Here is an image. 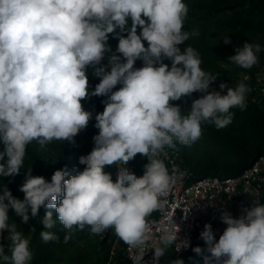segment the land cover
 <instances>
[{
	"label": "clouds",
	"instance_id": "9594fccd",
	"mask_svg": "<svg viewBox=\"0 0 264 264\" xmlns=\"http://www.w3.org/2000/svg\"><path fill=\"white\" fill-rule=\"evenodd\" d=\"M188 12L184 0H0V177L20 173L27 145L34 140L41 148L53 141L74 143L92 119L82 101L112 93L95 116L99 132L92 151L79 157L83 171L70 175L56 170L49 182L32 175L29 167L19 189L23 199L14 197L7 184L0 191V241L9 242H0V264H30L31 236L10 222L9 212L27 224L41 207L48 209L41 220L44 243L59 241L47 230L56 223L55 209L65 229L88 228L94 236L112 229L135 250L133 264H144L150 248L152 264H158L171 245L177 244L178 251L190 246L189 239L177 243L180 227L173 217L160 225L158 240L153 236L150 217L166 209L169 193L188 174L175 164L168 167L166 149L179 151L178 144L196 142L205 122L217 129L231 124V110L244 111L252 89L244 77L235 87L221 82V91H209L220 74L202 69L195 48H181L199 35L184 30ZM110 35L118 40L115 51L108 44ZM223 42L231 43L228 36ZM235 51L227 59L251 69L262 48L244 42ZM138 59L143 61L139 68ZM89 67L100 78L91 93ZM118 84L122 86L113 92ZM195 92L204 95L190 110L172 103ZM137 154L148 160L140 177L127 167ZM107 166H116L115 181ZM244 213L234 218L222 211L226 228L218 241L211 224H205L200 233L210 254L205 264H264V204L256 199ZM35 231L32 227L29 233ZM70 239L65 234L63 243ZM192 251L202 250L197 246Z\"/></svg>",
	"mask_w": 264,
	"mask_h": 264
},
{
	"label": "rangeland",
	"instance_id": "374dc122",
	"mask_svg": "<svg viewBox=\"0 0 264 264\" xmlns=\"http://www.w3.org/2000/svg\"><path fill=\"white\" fill-rule=\"evenodd\" d=\"M191 3H197L201 9L189 8L188 16L184 24V30L197 31L199 35L190 37L181 48L192 46L199 55L204 57L207 64L202 69L213 74L219 73L218 79L210 86L209 91L219 89L221 82L227 83L230 87H235L237 82L244 80L246 73L252 72L260 67L264 62V6L257 1H245L243 4L230 10H221L219 12L207 13L205 7H214L219 2L233 0H188ZM254 24L253 28H246L247 25ZM130 25V22H129ZM139 32V29H138ZM228 36L231 43L225 44L223 39ZM244 42H255L261 45L262 51L258 54L259 63L251 69H243L227 58L235 55V49L242 47ZM108 44L115 51L118 40L110 35ZM145 45L147 46L146 42ZM108 55L102 60L101 64L108 65ZM171 66L170 60H165ZM143 66V61L138 59L135 67ZM110 71V68H107ZM89 79V92H92L91 85H97L100 78L94 75V69L89 67L87 70ZM246 84L250 85L245 81ZM122 85H117L112 91L118 90ZM111 92L104 96H90L82 101L86 111L92 113V119L85 130H82L74 137V143L70 141H53L45 148H41L37 141H32L26 148L23 168L20 173L11 177H0V191L8 186L13 196L23 199L24 193L19 189L24 182L27 168H32V175L43 176L49 182L51 176L56 170L66 169L70 175L83 171L85 165L79 163V157L88 155L93 147V137L99 130L95 127V116L103 112L105 102H110ZM226 94V90L222 92ZM203 93L195 92L191 96L182 97L180 101H174L173 104H180L184 110H190L192 102L200 98ZM251 94L247 96V108L241 111L234 108V118L232 123L222 129H217L214 124L205 122L202 125V136L190 146L177 145L179 151H173L181 164L188 165L198 175L204 174L206 168L214 165L221 172L237 168L242 164L251 162L258 154L256 139L259 132L250 122L253 120L251 115L250 103ZM0 151H3V144L0 143ZM143 164H147L146 157L137 154ZM7 157H5L6 161ZM4 161H0L3 163ZM105 171L112 174L113 181L116 180V166H107ZM67 178V177H66ZM48 209L41 207L39 216L30 219L27 224H22L20 218L15 217L10 210V222L17 224L18 230L31 236L30 248L33 251V259L30 264H107L109 248L114 242V237L106 241H101V235H91L88 228L77 230L75 227L71 230L65 229L58 221L55 209H51L53 220L56 221L52 231L59 236V241H50L44 243L40 238V232L44 230L41 223ZM239 216V214H238ZM235 218V216H233ZM35 227L34 233H29L30 228ZM226 225L223 223V231ZM65 234H70L71 239L67 244L63 243ZM8 233H3L7 237ZM5 246L9 243L7 239L2 241ZM207 245L203 242L200 245L201 253L195 257L194 264H205V257L210 254L207 252ZM7 253V247H5ZM195 253V252H194Z\"/></svg>",
	"mask_w": 264,
	"mask_h": 264
},
{
	"label": "built area",
	"instance_id": "2783aa9c",
	"mask_svg": "<svg viewBox=\"0 0 264 264\" xmlns=\"http://www.w3.org/2000/svg\"><path fill=\"white\" fill-rule=\"evenodd\" d=\"M244 77L252 91L251 100L264 106V62ZM168 158L165 163L169 168L172 164L187 170V175L182 178L169 193V205L163 212H155L150 219L153 221L152 230L154 239L158 240L160 225L167 223L173 217L179 225L177 243L189 239L190 246L178 251V245L173 244L166 254L160 258L158 264H172L192 247L194 235L203 231L205 224H211L215 236L223 233V223L220 220L222 211L245 215L244 209L251 208L253 201L259 199L264 204V149L254 161L236 175L219 176L207 175L196 177L188 168L181 164L173 151L167 148ZM144 166L139 157L130 161L127 167L138 177L144 173ZM247 189V191H245ZM114 237V242L109 248L108 263H117L119 256L129 264H133L135 250L129 249L123 241L119 240L112 229L100 236L101 241ZM154 249H148L144 257V264H152Z\"/></svg>",
	"mask_w": 264,
	"mask_h": 264
},
{
	"label": "trees",
	"instance_id": "16d2710c",
	"mask_svg": "<svg viewBox=\"0 0 264 264\" xmlns=\"http://www.w3.org/2000/svg\"><path fill=\"white\" fill-rule=\"evenodd\" d=\"M245 1H250V2L257 1L264 6V0H233V1H227V2L221 1L214 7H205L204 10L207 13L219 12L221 10H230V9H234L237 6L243 4ZM184 2L186 3V5L189 8L201 9V6L197 3H191L188 0H184ZM253 26H254V24H249V25H247L246 28H253ZM200 58L202 60L201 67H203L204 64L208 63V61H206L205 58L202 56H200ZM91 89H92V91H94L95 85L92 84ZM249 103L251 105L249 107L251 110V115L253 116L252 117L253 120H251L250 122L253 123V126L259 132L258 137L256 139V144H257V148H258L259 152L255 156V158H256L264 149V106L262 104H257V103L251 102V101ZM254 159L247 164H242L237 168H233V169H230L229 171H225V172H221L214 165H210L206 168L205 173L200 174V175L196 174L194 172V170L191 167H189L188 165H185V166L194 175H196V177H203V176H207V175L230 176V175H236V174L240 173L242 170H244L246 167H248L254 161ZM231 215L235 216V218H239L240 216H242V214H239V216H238V213H232ZM200 233H201V231H198L195 233L193 241H192L191 249L188 252L184 253L180 258H178V259H182L184 264H194L195 263L194 260H195L197 253H194V251H192V249L194 247H197V246L200 247V245L204 242L200 238ZM215 237H216V240L218 241L219 237H217V236H215ZM117 261L120 264H129L127 261H124L121 256L118 257Z\"/></svg>",
	"mask_w": 264,
	"mask_h": 264
},
{
	"label": "crops",
	"instance_id": "0c3cea01",
	"mask_svg": "<svg viewBox=\"0 0 264 264\" xmlns=\"http://www.w3.org/2000/svg\"><path fill=\"white\" fill-rule=\"evenodd\" d=\"M114 264H120L119 262H117V263H114Z\"/></svg>",
	"mask_w": 264,
	"mask_h": 264
}]
</instances>
